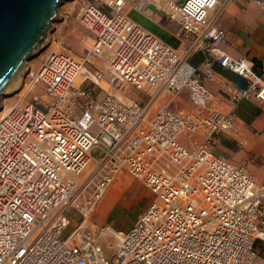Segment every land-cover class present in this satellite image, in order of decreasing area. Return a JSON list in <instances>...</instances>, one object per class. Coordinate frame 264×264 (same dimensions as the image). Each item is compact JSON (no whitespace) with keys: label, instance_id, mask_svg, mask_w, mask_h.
I'll use <instances>...</instances> for the list:
<instances>
[{"label":"built area","instance_id":"built-area-1","mask_svg":"<svg viewBox=\"0 0 264 264\" xmlns=\"http://www.w3.org/2000/svg\"><path fill=\"white\" fill-rule=\"evenodd\" d=\"M232 1L163 0L178 49L127 20L124 0L79 4L85 54L51 38L0 117V264H264V184L215 152L240 102L264 104V58L254 70L219 48ZM103 71L116 93L98 95ZM185 90L193 105L170 110ZM121 172L151 200L107 251L92 216Z\"/></svg>","mask_w":264,"mask_h":264},{"label":"crops","instance_id":"crops-1","mask_svg":"<svg viewBox=\"0 0 264 264\" xmlns=\"http://www.w3.org/2000/svg\"><path fill=\"white\" fill-rule=\"evenodd\" d=\"M124 1L125 4L121 12L127 20L172 49L182 46L183 41L178 35L177 27L165 20L163 14L158 10L163 0ZM173 1L181 2L182 0ZM80 2L94 3L102 10H108L102 0H80ZM58 15L60 20L52 23V38L64 31L63 25L71 17V8L67 6L59 9ZM218 26L226 32V39L219 45V48L230 57L249 61L254 70H258L260 60L264 58V11L255 7L251 0H233L218 20ZM75 42L77 43V40ZM69 49L71 50V48ZM85 52L86 49L83 55ZM196 57H198V61H196ZM201 59L202 55L197 54L192 58V62L197 64ZM87 67L91 70L94 69L91 66ZM104 91L107 90H98V95L102 96ZM192 105L188 92L185 90L178 94L177 98L168 105V108L172 111H180ZM223 105L226 108V104ZM253 109L257 111L255 115L251 113ZM235 111L236 123L234 127L227 133L214 136L215 152L232 162L248 164V169L255 176L257 182L264 184V172H262L264 170L260 169L261 163L251 164L248 159L249 156L255 155L252 152L256 147L264 146V104L257 105L251 101H242ZM256 171H258V175H256Z\"/></svg>","mask_w":264,"mask_h":264},{"label":"rangeland","instance_id":"rangeland-1","mask_svg":"<svg viewBox=\"0 0 264 264\" xmlns=\"http://www.w3.org/2000/svg\"><path fill=\"white\" fill-rule=\"evenodd\" d=\"M80 3V0H71L64 2L59 6L57 13L59 9L69 6L71 8V17L67 20V23L63 25L64 31L53 37L56 41H62L65 45L71 48L75 57L82 56L85 49L90 46L88 32L76 21V12ZM105 10L107 11V9ZM76 36L79 38L76 39ZM51 38L52 33H47L46 40L43 44H41L40 52L33 58L25 61L27 73L30 69L33 71L36 70L40 64V59L44 56L45 51L50 45ZM75 40H77V43ZM109 79L110 76L107 74V71H103V77L100 85L104 90L116 93V91L119 90V86H115V83H110ZM22 82L23 78L21 76L19 86L13 89L12 93L1 97L0 117L3 114L2 106H10V104L18 99L19 92H23ZM37 89L39 92V87ZM120 93L123 97L139 99V96H137L138 94L128 85H123L120 88ZM29 96H31V94H28L26 98ZM93 131L94 130L92 128V132ZM252 153L255 155L249 156L248 159L250 160V163L257 164L259 162L261 163L260 169L264 170L262 169L264 168V146L256 147ZM256 175H258V171H256ZM150 200L151 193L138 181L123 172L118 174L113 183L107 188L104 195L97 203L92 216V221L95 227L103 229L101 231L100 241L107 251H112V247L115 244L116 232H118V230H127L136 217L144 211ZM65 233H67V230Z\"/></svg>","mask_w":264,"mask_h":264},{"label":"water","instance_id":"water-1","mask_svg":"<svg viewBox=\"0 0 264 264\" xmlns=\"http://www.w3.org/2000/svg\"><path fill=\"white\" fill-rule=\"evenodd\" d=\"M66 1L71 0H0V99L25 69V61L40 52L52 23L60 20L57 9Z\"/></svg>","mask_w":264,"mask_h":264},{"label":"trees","instance_id":"trees-1","mask_svg":"<svg viewBox=\"0 0 264 264\" xmlns=\"http://www.w3.org/2000/svg\"><path fill=\"white\" fill-rule=\"evenodd\" d=\"M196 59V61H198V57H196L195 58ZM215 68V70H217V71H221L223 74H225L229 79H231V80H233V81H235V82H238V83H240L241 82V80L239 79V77H237L236 75H234V74H231V73H229V72H226V71H222L221 69H220V67H218V66H215L214 67ZM241 103V102H240ZM239 103V104H240ZM238 104V105H239ZM238 107V106H237ZM235 113H236V111H235ZM251 113H252V115H255L256 113H257V111L255 110V109H253L252 111H251Z\"/></svg>","mask_w":264,"mask_h":264},{"label":"bare ground","instance_id":"bare-ground-1","mask_svg":"<svg viewBox=\"0 0 264 264\" xmlns=\"http://www.w3.org/2000/svg\"><path fill=\"white\" fill-rule=\"evenodd\" d=\"M25 71H26V66H25V69L23 70V72L21 73V75L19 76V78L17 79V81L14 83V85L9 89V91L7 92V94H9V93H12V91H13V89H15L16 87H18L19 86V83H20V78H21V76H22V78L24 79V77H23V75H24V73H25ZM22 88H23V82H22ZM22 93L21 92H19V94H18V97L21 95ZM13 104V103H12ZM12 104H10V106L12 105ZM10 106H2V113H4Z\"/></svg>","mask_w":264,"mask_h":264}]
</instances>
